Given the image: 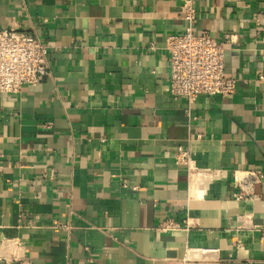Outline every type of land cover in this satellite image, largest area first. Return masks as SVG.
<instances>
[{"label":"crops","instance_id":"1","mask_svg":"<svg viewBox=\"0 0 264 264\" xmlns=\"http://www.w3.org/2000/svg\"><path fill=\"white\" fill-rule=\"evenodd\" d=\"M184 1L0 0L50 70L0 93V264H264V0H190L237 80L192 103L165 49Z\"/></svg>","mask_w":264,"mask_h":264},{"label":"built area","instance_id":"2","mask_svg":"<svg viewBox=\"0 0 264 264\" xmlns=\"http://www.w3.org/2000/svg\"><path fill=\"white\" fill-rule=\"evenodd\" d=\"M181 13L185 27L168 35L165 41L170 95L175 100L185 98L188 103L199 96L230 97L237 85V80L224 72L225 50L232 42L231 35L224 34L217 42L207 31L196 30L198 13L190 0L181 5ZM49 73L48 48L37 35L14 28L0 29V93L17 92L23 85L37 84ZM262 78L260 75L259 79ZM174 158L177 164L188 163L187 151L181 147H177ZM249 175L256 178L253 173ZM176 226L167 220L159 228Z\"/></svg>","mask_w":264,"mask_h":264}]
</instances>
